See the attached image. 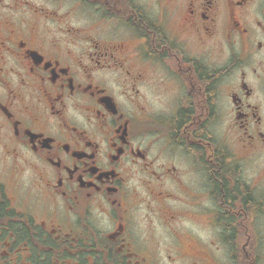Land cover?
Returning a JSON list of instances; mask_svg holds the SVG:
<instances>
[{"label":"flooded vegetation","instance_id":"flooded-vegetation-1","mask_svg":"<svg viewBox=\"0 0 264 264\" xmlns=\"http://www.w3.org/2000/svg\"><path fill=\"white\" fill-rule=\"evenodd\" d=\"M0 264H264V0H0Z\"/></svg>","mask_w":264,"mask_h":264}]
</instances>
